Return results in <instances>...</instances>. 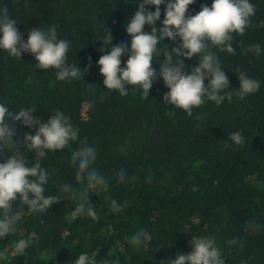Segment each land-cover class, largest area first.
<instances>
[{
	"label": "trees",
	"instance_id": "16d2710c",
	"mask_svg": "<svg viewBox=\"0 0 264 264\" xmlns=\"http://www.w3.org/2000/svg\"><path fill=\"white\" fill-rule=\"evenodd\" d=\"M250 2L255 15L243 35L233 33L235 53L210 49L228 77L231 88L225 93H232V99L220 106L206 101L189 116L163 102L168 91L159 77L163 53L154 56L157 78L147 98L139 85L129 86L123 96L104 88L96 63L100 49L110 47L108 33L112 45H128L131 37L124 25L139 0H0L22 39L32 28L55 25L58 38L69 42L66 63L82 72L80 79L60 81L51 66L36 68L30 53L18 60L0 50V103L11 112L33 107L32 115L41 122L60 110L79 129L76 142L47 152L40 161L49 173L45 196L61 200L43 213L29 212L19 199L12 201L19 231L0 239V264H74L80 252L94 249L112 264H171L177 254L191 251L193 236L214 238L226 264H264V51L259 56L246 52L254 44L264 49V0ZM210 4L195 0L186 15ZM160 9L162 20L163 4ZM156 27H161L159 21ZM144 30L151 26L145 24ZM178 43L179 38L173 42L165 37L157 47L171 51ZM126 59L122 55L121 66ZM180 59L188 70L199 55ZM241 70L261 82L258 92L244 98L236 95ZM14 131L13 139L21 140L36 128L17 121ZM234 131L243 134L245 143L231 142ZM81 144L96 149L91 167L104 176L103 188H89L86 174L79 176L71 162L72 151ZM9 155L0 151V162ZM24 155L29 165L35 162L34 153L25 149ZM121 171L125 182L119 180ZM65 184L71 186L68 193L62 191ZM113 199L122 205L121 212L111 211ZM81 202L98 218L73 220L71 211ZM252 222L259 225L256 231L247 227ZM141 229L150 243L133 246L130 237ZM20 232L35 237L24 255L14 256L11 245Z\"/></svg>",
	"mask_w": 264,
	"mask_h": 264
},
{
	"label": "clouds",
	"instance_id": "9594fccd",
	"mask_svg": "<svg viewBox=\"0 0 264 264\" xmlns=\"http://www.w3.org/2000/svg\"><path fill=\"white\" fill-rule=\"evenodd\" d=\"M193 3L195 0H139L138 10L126 19L124 25L126 33L131 37L128 45H112L108 33L107 42L110 47L107 48L110 51L105 52L104 49L107 48L100 49L101 55L96 63L103 77L104 88L118 90L123 96L127 95L129 86L139 85L143 96L147 98L153 80L157 78L156 69L152 67L154 56L163 53L159 77L168 89L163 94V102L172 105L171 109H181L191 116L193 108L206 101H212L217 106L226 99L230 101L232 93H225V89L231 88L228 77L222 70L220 60L210 49L215 46L221 51L234 54L233 33H245L246 28L251 25L250 18L255 15V5L250 0H211L210 5H201L194 15H186L188 6ZM161 4L164 5L162 20ZM148 5L155 10H149L146 7ZM157 21L161 24L159 28L156 27ZM15 24L16 20L10 18L8 9L0 8V50L18 60L23 53H30L35 59L36 68L47 70L51 66L56 71V79L60 81L82 77L80 67L66 63L69 42L58 38L55 25L30 29L25 40ZM145 24L151 26L150 31L144 30ZM260 26H264V22ZM165 37L173 42L179 38V43L171 51L158 48L157 45ZM262 51L264 49L260 44L246 49V52H253L257 56ZM173 53L178 59H174ZM125 54L127 59L121 66V57ZM197 55L198 63L185 70L186 65L180 57L191 59ZM238 80L236 95L240 98L260 89L261 82L245 71H239ZM32 112L33 107L11 112L4 103H0V151L7 150L11 153L0 162V239L19 231L20 216L12 201L19 199V206L26 205L29 212L43 213L61 200L58 196H45L44 185L49 173L41 166L40 161L47 152L63 150L70 142L78 139V127L62 111L56 110L45 122L34 117ZM17 121L29 128L35 127V134L24 133L21 140H14V124ZM229 139L235 145L245 143L240 131L230 133ZM21 145L24 150L34 153L35 162L31 165L24 150L21 151ZM96 158V149L85 144L71 153V162L78 166L79 176L86 174L89 188H103L106 183L104 176L91 167ZM118 175L120 182H125V173L121 171ZM70 189L71 186L65 184L62 191L68 193ZM121 210L122 205L115 199L111 200V211L115 214ZM85 215L94 220L98 218L94 209L84 202L75 205L71 211L73 220ZM247 227L256 231L259 225L252 222ZM34 237L35 233L24 237L20 232L19 238L11 245L12 255H24ZM130 243L136 247L147 245L150 243V236L141 229L130 237ZM189 243L191 251L177 254L171 259V264H185L186 261L187 264H226L225 255L214 238L193 236ZM98 253L99 249L80 252L74 264H112L109 259H100Z\"/></svg>",
	"mask_w": 264,
	"mask_h": 264
}]
</instances>
